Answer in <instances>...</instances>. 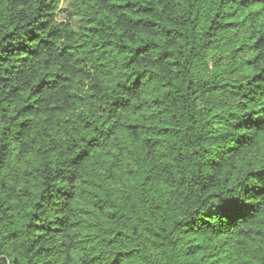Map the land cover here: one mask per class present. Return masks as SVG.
<instances>
[{"label":"trees","instance_id":"1","mask_svg":"<svg viewBox=\"0 0 264 264\" xmlns=\"http://www.w3.org/2000/svg\"><path fill=\"white\" fill-rule=\"evenodd\" d=\"M0 264H264V0H0Z\"/></svg>","mask_w":264,"mask_h":264},{"label":"rangeland","instance_id":"2","mask_svg":"<svg viewBox=\"0 0 264 264\" xmlns=\"http://www.w3.org/2000/svg\"><path fill=\"white\" fill-rule=\"evenodd\" d=\"M67 3V1H64V5Z\"/></svg>","mask_w":264,"mask_h":264}]
</instances>
